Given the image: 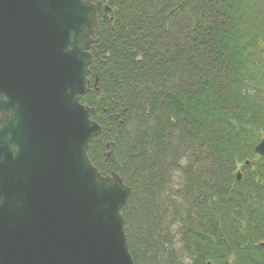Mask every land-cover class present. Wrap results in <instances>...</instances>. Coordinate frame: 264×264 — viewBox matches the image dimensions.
<instances>
[{
  "label": "trees",
  "instance_id": "trees-1",
  "mask_svg": "<svg viewBox=\"0 0 264 264\" xmlns=\"http://www.w3.org/2000/svg\"><path fill=\"white\" fill-rule=\"evenodd\" d=\"M93 1L88 157L134 264H264V0Z\"/></svg>",
  "mask_w": 264,
  "mask_h": 264
},
{
  "label": "water",
  "instance_id": "water-1",
  "mask_svg": "<svg viewBox=\"0 0 264 264\" xmlns=\"http://www.w3.org/2000/svg\"><path fill=\"white\" fill-rule=\"evenodd\" d=\"M101 7L0 0V264H134L130 188L91 163L102 126L80 101ZM254 153L264 157V138Z\"/></svg>",
  "mask_w": 264,
  "mask_h": 264
},
{
  "label": "rangeland",
  "instance_id": "rangeland-1",
  "mask_svg": "<svg viewBox=\"0 0 264 264\" xmlns=\"http://www.w3.org/2000/svg\"><path fill=\"white\" fill-rule=\"evenodd\" d=\"M240 166H241V165L238 166L239 170H240Z\"/></svg>",
  "mask_w": 264,
  "mask_h": 264
}]
</instances>
